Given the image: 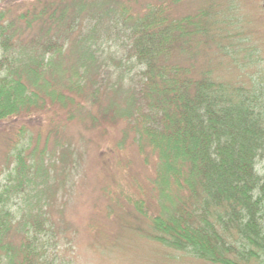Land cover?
Segmentation results:
<instances>
[{"label": "trees", "instance_id": "1", "mask_svg": "<svg viewBox=\"0 0 264 264\" xmlns=\"http://www.w3.org/2000/svg\"><path fill=\"white\" fill-rule=\"evenodd\" d=\"M230 17L219 0H0V264H73L48 209L77 167L54 171L22 140L72 153L61 134L83 122L121 132L101 148L115 169L127 148L149 165L146 193L116 195L138 236L172 261L264 264V56L237 43ZM226 58L251 84L215 74ZM98 225L93 247L111 242Z\"/></svg>", "mask_w": 264, "mask_h": 264}, {"label": "rangeland", "instance_id": "2", "mask_svg": "<svg viewBox=\"0 0 264 264\" xmlns=\"http://www.w3.org/2000/svg\"><path fill=\"white\" fill-rule=\"evenodd\" d=\"M219 1L224 8L229 7L230 9L233 18L232 33L237 43L239 36L236 33H241V37L249 39L248 45L255 50V54L260 58L264 56V22L262 20L264 11L260 5V1H263L264 7V0ZM238 47L239 55H241L242 46L238 45ZM1 57L0 48V60ZM214 61V66H220L217 70L215 67V74H220L225 81L233 84H245L246 82L251 84L250 78H243V75L241 77L238 74L236 66L242 65L240 58H237V61L232 60L230 67L225 66L229 58L215 59ZM258 65L263 69V74L259 75H262L261 84L264 87V62H260ZM221 66L225 67L222 69ZM249 70L254 71V66H249ZM61 135H65L68 147V141H70L71 147L69 148L72 153L56 145L52 139L45 144L38 142L40 145H36V142L27 136L22 140L29 144L28 150L36 149L38 152L42 150L47 165L50 164L54 171L66 162L72 169L77 167L74 171L73 184L70 188L69 186L66 188L65 193L61 190L52 199V204L48 209L51 227H54L56 233L55 239L60 243L57 247L60 256H68L72 253L73 264H206L184 255H181L179 260L172 261L170 259L179 258V254L171 251L165 252L160 244L146 239L144 233L138 236V233L130 227L132 224L144 225V223L131 214L130 210L121 209L118 205L120 200L116 195L121 197L119 192L127 189L137 192V196H141V193L137 191V186H141L146 193V179L152 178V176L149 165L146 166L133 148L121 151V155L127 160L118 163L120 166L117 169L113 167L105 153L104 156L101 155L102 150H108L109 146H114V144L116 146V141L122 136L120 131L107 135L83 122L71 125ZM7 136L6 131L0 130V156L6 147ZM79 158H81L80 165ZM262 165L259 162L257 168L262 169ZM51 166L50 170H52ZM107 212L113 216L116 214L123 216L126 219V224L107 217L105 215ZM136 214L139 213L136 212ZM92 218L99 224L98 229L105 233L104 238L110 236L111 242L106 246L104 240H100L98 246L97 243L96 247L92 246L91 243L95 241L86 229Z\"/></svg>", "mask_w": 264, "mask_h": 264}]
</instances>
